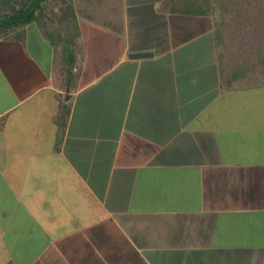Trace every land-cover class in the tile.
<instances>
[{"label": "crops", "instance_id": "crops-1", "mask_svg": "<svg viewBox=\"0 0 264 264\" xmlns=\"http://www.w3.org/2000/svg\"><path fill=\"white\" fill-rule=\"evenodd\" d=\"M70 1V82L40 22L0 37V264H264V83L208 13Z\"/></svg>", "mask_w": 264, "mask_h": 264}, {"label": "trees", "instance_id": "trees-1", "mask_svg": "<svg viewBox=\"0 0 264 264\" xmlns=\"http://www.w3.org/2000/svg\"><path fill=\"white\" fill-rule=\"evenodd\" d=\"M175 10L208 13L215 19L219 48V66L223 85L235 88L264 83V0H171ZM0 37L21 38V28L32 21L42 24L57 20L62 32L54 34L44 28L49 38L61 40L67 81L73 79L80 25L70 0H23L20 5L0 0ZM56 5L58 12L49 15L46 6ZM65 109L66 106H63ZM66 111V110H65Z\"/></svg>", "mask_w": 264, "mask_h": 264}, {"label": "rangeland", "instance_id": "rangeland-1", "mask_svg": "<svg viewBox=\"0 0 264 264\" xmlns=\"http://www.w3.org/2000/svg\"><path fill=\"white\" fill-rule=\"evenodd\" d=\"M46 12L49 14V15H53V12H58V8L56 5H49L46 6ZM44 25V28L45 29H48L51 33H54V34H57V33H60L62 32V26L61 24L55 20V21H52V20H48L46 22V24H42ZM62 48V45L60 46Z\"/></svg>", "mask_w": 264, "mask_h": 264}, {"label": "water", "instance_id": "water-1", "mask_svg": "<svg viewBox=\"0 0 264 264\" xmlns=\"http://www.w3.org/2000/svg\"><path fill=\"white\" fill-rule=\"evenodd\" d=\"M153 55L152 52L149 51H141V52H134L131 53L130 57L132 58H144Z\"/></svg>", "mask_w": 264, "mask_h": 264}]
</instances>
